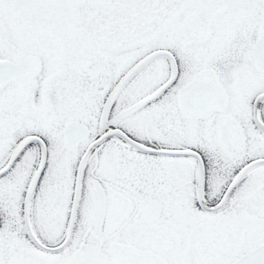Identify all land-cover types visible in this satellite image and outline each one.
<instances>
[{
    "label": "snow or ice",
    "instance_id": "obj_1",
    "mask_svg": "<svg viewBox=\"0 0 264 264\" xmlns=\"http://www.w3.org/2000/svg\"><path fill=\"white\" fill-rule=\"evenodd\" d=\"M0 264H264V0H0Z\"/></svg>",
    "mask_w": 264,
    "mask_h": 264
}]
</instances>
